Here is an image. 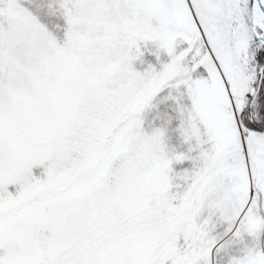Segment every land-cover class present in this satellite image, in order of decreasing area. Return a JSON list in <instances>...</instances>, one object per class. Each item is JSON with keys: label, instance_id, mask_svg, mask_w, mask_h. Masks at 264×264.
I'll list each match as a JSON object with an SVG mask.
<instances>
[{"label": "snow or ice", "instance_id": "snow-or-ice-1", "mask_svg": "<svg viewBox=\"0 0 264 264\" xmlns=\"http://www.w3.org/2000/svg\"><path fill=\"white\" fill-rule=\"evenodd\" d=\"M0 264H264V0H0Z\"/></svg>", "mask_w": 264, "mask_h": 264}]
</instances>
